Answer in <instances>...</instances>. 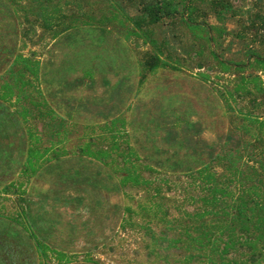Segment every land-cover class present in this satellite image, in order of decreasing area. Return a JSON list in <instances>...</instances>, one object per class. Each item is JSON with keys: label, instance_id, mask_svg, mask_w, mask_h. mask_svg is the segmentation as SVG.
<instances>
[{"label": "rangeland", "instance_id": "rangeland-1", "mask_svg": "<svg viewBox=\"0 0 264 264\" xmlns=\"http://www.w3.org/2000/svg\"><path fill=\"white\" fill-rule=\"evenodd\" d=\"M157 1L0 0V264H229L188 234L219 230L223 218L205 202L211 183L229 204L263 173L264 69L225 67L216 55L264 56V0H194L192 18L221 34L191 29L176 0L178 13L147 27L181 67L149 71L152 43L128 35L132 21L115 6L136 16ZM229 4L235 13L220 15ZM17 54L40 62L38 81ZM115 118L142 184L80 151L109 146ZM30 128L65 152L35 174L26 172Z\"/></svg>", "mask_w": 264, "mask_h": 264}, {"label": "trees", "instance_id": "trees-1", "mask_svg": "<svg viewBox=\"0 0 264 264\" xmlns=\"http://www.w3.org/2000/svg\"><path fill=\"white\" fill-rule=\"evenodd\" d=\"M183 15L187 25L195 31H204L210 33L211 29L219 30L220 34L227 32L226 28H218L210 26L202 22H197L190 15L192 13L194 0H183ZM180 3L176 0H161L156 3L145 5L140 15L132 16L123 6H115L117 11L122 14L123 19L132 21L128 26V35H135L152 43L154 54L145 62V67L149 71H154L160 68H179L181 65L171 62L166 58L164 49L159 46L158 40L154 38V32L147 25L155 24L161 21L164 17L178 13ZM225 11H220L219 14H226L232 11L235 13V7L232 5H224ZM234 16L236 14H233ZM223 21V18H219ZM264 22V21H263ZM125 23V22H124ZM127 23V22H126ZM125 23V24H126ZM211 35V34H210ZM210 40H215L214 36H210ZM243 36V35H242ZM216 55V53L214 52ZM220 63L225 67L234 65L239 69L246 68L250 65L259 64L264 69V56L259 54L255 49H250L248 59L245 62L233 63L219 55H216ZM15 62L21 69L22 73L29 75L32 79L38 81L40 79V62L30 56L17 54ZM27 72V73H26ZM119 122L121 124L119 125ZM126 122L123 119L115 118L108 125L110 131V144L107 147L93 148L87 142L81 146V152L84 155L91 156L103 162H116L119 170L124 172L123 183L129 184H142L141 177L139 176V162L137 153L130 147L121 145V138L123 136V129ZM57 128L56 135L61 136L63 131ZM124 137V136H123ZM28 139L30 145L27 152V173H37L46 162H50L55 158L60 157L65 152L64 148H60L55 142L49 146L42 144L43 139L36 129L28 130ZM263 173L259 175L258 183H253L245 190L240 196L235 197L229 204L226 201L228 198L223 187L215 183H211L208 187L212 200L210 202L205 200L209 207L216 209L217 214L221 216L222 223L219 225V230L215 233L199 232L197 235L192 236L188 234L191 241L197 243L200 247H213V250L219 251V255L223 256L224 261L229 264H264V164ZM207 166L202 168L199 175L206 172ZM240 173L238 169L233 172L234 176ZM246 187V185H245ZM231 193V192H229ZM251 195V199L247 198ZM34 239L38 253L42 258L47 259L48 245L43 242L35 232L30 233ZM245 249L246 257L241 258H228L227 253L231 249L238 250L239 248ZM190 258L192 256H189ZM208 257V256H205ZM226 257V258H225Z\"/></svg>", "mask_w": 264, "mask_h": 264}]
</instances>
